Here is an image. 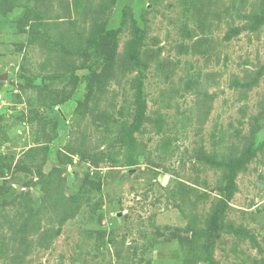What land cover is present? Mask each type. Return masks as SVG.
<instances>
[{"label": "rangeland", "instance_id": "rangeland-1", "mask_svg": "<svg viewBox=\"0 0 264 264\" xmlns=\"http://www.w3.org/2000/svg\"><path fill=\"white\" fill-rule=\"evenodd\" d=\"M0 264H264V0H0Z\"/></svg>", "mask_w": 264, "mask_h": 264}]
</instances>
